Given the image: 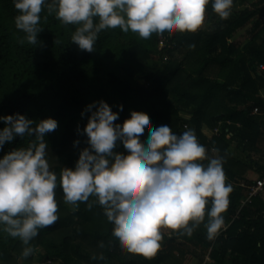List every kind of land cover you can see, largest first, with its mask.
I'll return each instance as SVG.
<instances>
[{"label":"trees","instance_id":"16d2710c","mask_svg":"<svg viewBox=\"0 0 264 264\" xmlns=\"http://www.w3.org/2000/svg\"><path fill=\"white\" fill-rule=\"evenodd\" d=\"M241 4L246 6L240 9ZM17 14L13 0H0V115L58 121L46 136L57 174L62 167L74 168L87 146L86 136L77 133L89 115L82 118V110L104 100L119 113L121 126L139 115L147 116L153 129L162 124L177 134L194 129L209 156L223 157L233 191L222 214L226 227L215 239L207 238L204 223L191 236L164 229L160 250L145 258L121 249L95 196L72 205L58 188L59 218L33 238L28 258L21 256L25 246L19 238L0 225V264H185L187 255L196 264H264V187L244 203L245 186L253 182L247 174H264V156L262 162L251 157L260 152L264 137V0H234L227 20L219 18L210 0L196 32L151 41L119 28L103 30L91 53L72 43L75 25L62 24L46 9L40 14L41 44H29L15 27ZM242 29H249L251 37L239 49L232 38ZM30 139L17 138L0 158ZM76 140L80 143L74 147ZM121 155L127 158L126 152Z\"/></svg>","mask_w":264,"mask_h":264},{"label":"clouds","instance_id":"9594fccd","mask_svg":"<svg viewBox=\"0 0 264 264\" xmlns=\"http://www.w3.org/2000/svg\"><path fill=\"white\" fill-rule=\"evenodd\" d=\"M210 0H13L15 27L36 47L41 12L55 13L64 25H75L72 43L95 51L103 30L119 28L143 41L176 32H196L204 23ZM221 20L231 14L234 0H211ZM87 124L77 133L87 145L74 168L55 172L48 159V133L58 127L52 117L38 122L26 115H0V151L17 138H31L27 146L13 147L0 158V225L25 246L22 258L33 254L30 242L39 231L58 220L57 189L66 203L76 205L95 196L105 219L114 228L113 239L122 250L152 258L164 239L162 230H183L191 236L201 223L209 240L226 227L222 215L233 191L226 183L223 157L209 156L194 129L181 134L167 124L155 129L147 116L134 115L119 123L104 100L85 106ZM150 136L145 142V137ZM80 143L73 142L74 147ZM127 153V158L121 155ZM212 151L218 152L217 149ZM207 161V163H204ZM207 217L206 223L205 218Z\"/></svg>","mask_w":264,"mask_h":264},{"label":"rangeland","instance_id":"374dc122","mask_svg":"<svg viewBox=\"0 0 264 264\" xmlns=\"http://www.w3.org/2000/svg\"><path fill=\"white\" fill-rule=\"evenodd\" d=\"M246 6V4H241V6H240V9H243L244 7ZM250 27V26H249ZM244 37V39L247 37H245V36H243ZM248 40V37L246 38V41ZM238 43H239V41H238ZM239 46V45H238ZM205 133H207V134H209L207 131H205ZM258 147H259V149H260V152L259 153H253V154H251V157H252V159L253 160H257V161H260V162H262V156H264V137L263 138H261V140L259 141V143H258ZM233 152H236V151H233ZM259 176H258V173L257 172H255V171H251V172H249L248 174H247V178L248 179H252V180H254V179H256V178H258ZM208 259V258H207ZM197 262H196V260L195 259H193L192 257H190L189 255H187L186 256V258H185V264H196Z\"/></svg>","mask_w":264,"mask_h":264},{"label":"built area","instance_id":"2783aa9c","mask_svg":"<svg viewBox=\"0 0 264 264\" xmlns=\"http://www.w3.org/2000/svg\"><path fill=\"white\" fill-rule=\"evenodd\" d=\"M164 46L163 39L159 41V47L162 48ZM262 68V67H261ZM257 109L253 110V113H257ZM245 186V185H244ZM247 189V196L244 203L249 202L250 199L256 196L264 187V174L261 177H258L253 180L252 184L245 186Z\"/></svg>","mask_w":264,"mask_h":264},{"label":"crops","instance_id":"0c3cea01","mask_svg":"<svg viewBox=\"0 0 264 264\" xmlns=\"http://www.w3.org/2000/svg\"><path fill=\"white\" fill-rule=\"evenodd\" d=\"M243 36H247L248 39L251 37L249 34V29H242V30H238L237 33L234 34L232 41L234 42V44L240 49L244 44H246V38L244 39ZM239 41V43H238ZM239 45V46H238Z\"/></svg>","mask_w":264,"mask_h":264}]
</instances>
